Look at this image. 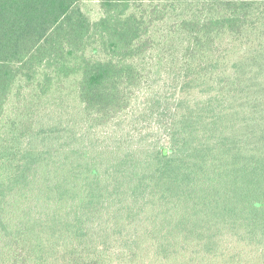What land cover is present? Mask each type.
Segmentation results:
<instances>
[{
  "label": "trees",
  "instance_id": "trees-1",
  "mask_svg": "<svg viewBox=\"0 0 264 264\" xmlns=\"http://www.w3.org/2000/svg\"><path fill=\"white\" fill-rule=\"evenodd\" d=\"M96 2L0 0V264L264 260V0Z\"/></svg>",
  "mask_w": 264,
  "mask_h": 264
},
{
  "label": "rangeland",
  "instance_id": "rangeland-1",
  "mask_svg": "<svg viewBox=\"0 0 264 264\" xmlns=\"http://www.w3.org/2000/svg\"><path fill=\"white\" fill-rule=\"evenodd\" d=\"M82 8L85 11V13L88 15V17L90 18V20L94 21L97 20L100 17V11H99V6L96 2V0H82ZM144 124H138L137 127H141ZM123 127H126L127 130L132 129V127L129 124V122H124ZM126 132V130L124 131ZM110 133V131H109ZM108 133V134H109ZM104 133H100L99 137H101L99 140L103 139V143L104 144H109L110 141L106 140L103 136ZM228 243L230 244L228 246V251L226 256L219 258V264H236L237 262H231V258H229V256L238 253L239 251H241V255L243 257H245V260L243 262H241L240 264H249L248 263V259L251 257L252 260V264H264V260H257L258 258L255 255V253H260V252H256L254 251L252 248L248 247L247 245H242V247H240L236 242H234L233 240L229 239ZM246 254L248 256H246ZM253 256V257H252ZM247 260V261H246ZM195 263V262H194ZM202 264H208V262H201Z\"/></svg>",
  "mask_w": 264,
  "mask_h": 264
}]
</instances>
